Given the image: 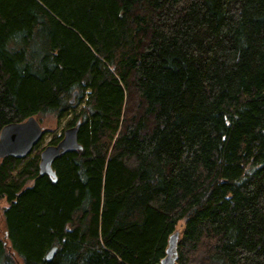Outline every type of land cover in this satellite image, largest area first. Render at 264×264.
Instances as JSON below:
<instances>
[{
    "label": "trees",
    "instance_id": "1",
    "mask_svg": "<svg viewBox=\"0 0 264 264\" xmlns=\"http://www.w3.org/2000/svg\"><path fill=\"white\" fill-rule=\"evenodd\" d=\"M70 114L56 182L49 128L0 162V264H161L181 222L176 264H264V0H0V132Z\"/></svg>",
    "mask_w": 264,
    "mask_h": 264
},
{
    "label": "water",
    "instance_id": "2",
    "mask_svg": "<svg viewBox=\"0 0 264 264\" xmlns=\"http://www.w3.org/2000/svg\"><path fill=\"white\" fill-rule=\"evenodd\" d=\"M77 92L74 93L76 95ZM81 122L65 129L62 139L57 144H50L40 154L39 173L48 175L53 182L57 181L53 169L54 161L61 155L81 150L79 142V128ZM46 128L40 121L32 116L24 122L5 125L0 132V162L6 157L24 159L32 154L35 146L43 139ZM179 232H175L169 240L167 256L161 264H175ZM57 252V247L52 248L47 254V261H52Z\"/></svg>",
    "mask_w": 264,
    "mask_h": 264
},
{
    "label": "rangeland",
    "instance_id": "3",
    "mask_svg": "<svg viewBox=\"0 0 264 264\" xmlns=\"http://www.w3.org/2000/svg\"><path fill=\"white\" fill-rule=\"evenodd\" d=\"M74 118H75V115L74 114H70L64 120H62L61 123H57L59 121H56L55 119L48 118L46 116H38L37 119L40 121L41 125H43V127H45V128H49L51 130V132L44 137L42 143L39 145V149L43 150L45 147L50 145L51 142L53 141V138L55 136H61V134L64 133L63 130L67 129L66 126ZM34 157H35V155L32 156V158H34ZM183 226H184V224H183V222H181L179 224V226L177 227V231L176 232H179L178 243H179L182 231H183ZM177 249H178V245H177ZM177 253H178V251H177ZM176 259H177V257H176Z\"/></svg>",
    "mask_w": 264,
    "mask_h": 264
},
{
    "label": "bare ground",
    "instance_id": "4",
    "mask_svg": "<svg viewBox=\"0 0 264 264\" xmlns=\"http://www.w3.org/2000/svg\"><path fill=\"white\" fill-rule=\"evenodd\" d=\"M167 256V255H166ZM163 261V260H162ZM162 263V262H161Z\"/></svg>",
    "mask_w": 264,
    "mask_h": 264
}]
</instances>
